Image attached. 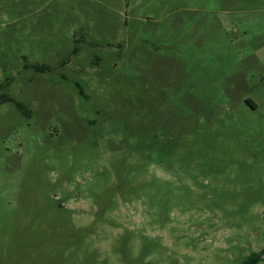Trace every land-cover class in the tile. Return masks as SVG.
<instances>
[{
    "label": "rangeland",
    "instance_id": "374dc122",
    "mask_svg": "<svg viewBox=\"0 0 264 264\" xmlns=\"http://www.w3.org/2000/svg\"><path fill=\"white\" fill-rule=\"evenodd\" d=\"M263 248L264 0H0V264Z\"/></svg>",
    "mask_w": 264,
    "mask_h": 264
},
{
    "label": "trees",
    "instance_id": "16d2710c",
    "mask_svg": "<svg viewBox=\"0 0 264 264\" xmlns=\"http://www.w3.org/2000/svg\"><path fill=\"white\" fill-rule=\"evenodd\" d=\"M38 68L41 69V67H38ZM42 69H46V67H42ZM16 106L24 113H27V110L22 104L16 103ZM263 260H264V248L260 252L254 254L252 257L246 260L243 264H258L262 262Z\"/></svg>",
    "mask_w": 264,
    "mask_h": 264
}]
</instances>
